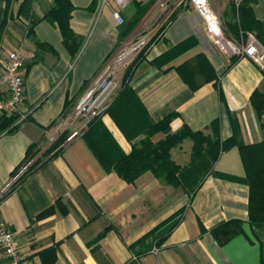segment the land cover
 I'll use <instances>...</instances> for the list:
<instances>
[{"label": "crops", "instance_id": "0c3cea01", "mask_svg": "<svg viewBox=\"0 0 264 264\" xmlns=\"http://www.w3.org/2000/svg\"><path fill=\"white\" fill-rule=\"evenodd\" d=\"M23 1L12 0V17L0 42V59L11 50L26 56L24 99L14 124L0 131V228L13 232L24 264H260L237 146L264 140V114L258 119L250 104L255 90L264 91V70L247 58L228 67L230 58L207 38L199 17L186 6L160 31L168 17L159 23L164 9L161 0H154L127 32L136 4L151 0H130L122 10V26L113 19L112 4L101 8V0L93 6V0H68L70 33L64 37L44 19L53 0H31L19 12ZM241 1L246 0H209L226 35L238 42L246 37H234L227 25L235 21L233 4ZM247 6L264 27V0H248ZM138 42L143 45L130 62L138 60L126 88L121 84L130 64L119 72L117 90L89 131L91 149L81 135L86 129L81 121L67 126L59 119L107 61ZM5 97L0 94V101ZM169 115L168 134L186 126L210 135L208 125L218 119L221 140L232 141L197 189L188 177L184 187L175 188L150 171L128 182L106 170L102 162L113 166L128 156L149 123ZM3 116L0 109V120ZM65 119L70 122L67 114ZM65 130L78 134L61 154L9 189L11 173L28 147L37 144L40 158ZM166 135L158 132L151 140L159 143ZM191 148L192 141L184 139L170 150L171 160L187 167ZM232 219L243 221L242 233L219 245L210 231Z\"/></svg>", "mask_w": 264, "mask_h": 264}, {"label": "trees", "instance_id": "16d2710c", "mask_svg": "<svg viewBox=\"0 0 264 264\" xmlns=\"http://www.w3.org/2000/svg\"><path fill=\"white\" fill-rule=\"evenodd\" d=\"M30 1L24 0L20 5L19 12L27 8ZM11 2L12 0H0V3H2V6H0V42L7 21L12 17L10 12ZM153 2L154 0L146 4H136V11L128 23L127 32L140 21ZM247 2L248 0L241 1L237 7L233 4L231 9L235 21L227 25L228 32L234 37H241L242 39L245 38L247 32H251L264 48V27L253 17L250 8L247 6ZM94 4L95 0H93L92 6ZM181 8V5L178 6L170 14L164 26L162 25L160 28V31L175 18ZM71 10L72 6L68 0H53V6L46 12L44 19L49 23L56 24L61 34L66 37L70 33L69 20ZM27 35L31 36V28H29ZM154 39L153 37L148 45L141 50L140 57ZM36 45L44 46V44L39 42H36ZM238 60L239 57H231L228 67ZM137 63L138 60L136 59L126 68L121 84L122 89L126 88V80L130 78ZM218 92L221 99L222 93L219 87ZM250 104L256 116L260 119L262 114H264V91L255 90L250 97ZM136 105L139 113L142 114L144 109L140 104L136 103ZM99 118L100 116L92 119L81 134L91 149L94 148V144L89 138V131L98 125ZM172 118L173 115H169L158 123H149L148 128L144 131V138L136 146L132 147V151L128 156H123L113 166L102 162L106 170L114 171L121 179L128 182H132L134 178L144 171H150L154 177L166 185L175 188L184 187L183 179L188 177L195 180L193 190L197 189L199 181L212 168L220 153L227 149L232 141L225 142L221 140L218 119L208 125V129L211 132L210 135H204L199 131L193 132L186 126L174 134H168L169 123ZM15 121L16 116H3L0 120V131H4L12 126ZM12 128H15V125ZM158 132H164L167 135L161 142L153 143L151 138ZM69 135L67 130L61 132L40 158L37 157L40 148L37 144H31L26 150L23 160L11 173L13 181L9 189L24 182L45 164L60 155ZM184 139L192 141V148L189 165L181 168L171 160L170 150L179 145ZM237 148L245 172L244 183L248 187V224L258 239L260 264H264V140L260 143L249 145L241 143L238 144ZM242 224V220L232 219L212 229L210 234L219 245H223L242 233ZM260 233L262 235H259ZM261 236L263 238H260Z\"/></svg>", "mask_w": 264, "mask_h": 264}, {"label": "built area", "instance_id": "2783aa9c", "mask_svg": "<svg viewBox=\"0 0 264 264\" xmlns=\"http://www.w3.org/2000/svg\"><path fill=\"white\" fill-rule=\"evenodd\" d=\"M130 0H101V8L114 6L113 19L118 26L125 22L122 10ZM192 10L199 17L203 32L217 49L227 57L247 58L264 70V48L252 33H246L244 41L230 39L226 33L222 19L213 10L209 0H187ZM163 0L160 6H163ZM143 42L124 47L116 56L107 61L99 77L84 88L70 108L59 119V125H70L73 121H81L83 127L94 118L99 117L107 108L110 99L118 88V74L131 62L133 55L139 52ZM26 56L20 50L7 51L0 59V94L6 97L0 101V109L6 116H14L24 99L23 74ZM70 122L65 121V116ZM78 134L71 133L67 142ZM49 141L53 137L49 136ZM0 264H24V257L17 248L13 232L0 228Z\"/></svg>", "mask_w": 264, "mask_h": 264}, {"label": "rangeland", "instance_id": "374dc122", "mask_svg": "<svg viewBox=\"0 0 264 264\" xmlns=\"http://www.w3.org/2000/svg\"><path fill=\"white\" fill-rule=\"evenodd\" d=\"M163 3H164V5H163L162 8L164 9V11L160 15L159 23L164 22L166 20V18L170 16V14H171L170 9L174 5H177V4L179 5L180 4L182 6H186L187 8L191 9V7L188 4L187 0H164ZM158 14L159 13H157L156 15H158Z\"/></svg>", "mask_w": 264, "mask_h": 264}]
</instances>
